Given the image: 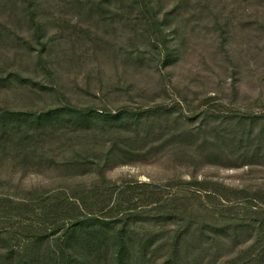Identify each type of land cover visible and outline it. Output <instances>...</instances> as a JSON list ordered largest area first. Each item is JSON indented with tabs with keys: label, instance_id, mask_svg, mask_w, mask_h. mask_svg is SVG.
Masks as SVG:
<instances>
[{
	"label": "rangeland",
	"instance_id": "obj_1",
	"mask_svg": "<svg viewBox=\"0 0 264 264\" xmlns=\"http://www.w3.org/2000/svg\"><path fill=\"white\" fill-rule=\"evenodd\" d=\"M36 1L39 20L49 22L43 39L48 43L45 50H41L42 45L35 39L34 29L20 4L9 3V9H0V76L18 72L36 81L32 86L12 84L0 89V108L37 113L69 104L78 109L93 107L99 112L118 113L120 109L138 112L160 103L172 105L186 97L192 109H208V114L214 108L224 111L214 116L199 111L186 114L185 119L196 126L202 124L203 132L206 129L210 137V126L227 125L223 115L233 114L234 123L242 114L264 112V2L148 0L150 9L157 15V26L166 37V45H162L160 34L151 26V18L144 20L136 0H115L107 12L109 17L104 19L67 0ZM167 50L173 52L170 62L165 60ZM180 106L174 109L173 116L185 114L182 108L188 106L184 102ZM260 122L257 121V127L264 124V117ZM100 131L90 132L87 138L74 133L62 138L59 134L61 141L56 139L49 150L39 147L35 153L25 151L24 143L10 150L5 147L9 139L0 138V206L7 203L6 199L13 201L12 207L27 196L47 195L57 190L72 192L82 185L95 184L97 174L77 175L79 170L65 171L59 165L63 158L78 155L77 151L85 145L87 149L80 156L92 160L103 157L100 155L103 147L107 148L118 136L117 129L111 130L113 134ZM17 137L14 141L19 143ZM85 140L87 143H82ZM230 147L224 146L222 150L229 154ZM146 149L114 158L107 164L106 172V178L117 187L128 191L134 188L126 198L133 196L138 206H142L140 210L150 209L146 197L152 193H158L162 200L169 199L172 205L184 204L189 194L185 182L194 175L199 180L223 184L232 193L246 188L251 193L260 189L264 192V161L254 156L251 160V154L239 156L240 152H235L214 162L209 152L198 153L196 149L184 156L175 149L149 154L145 153ZM216 152L212 150L213 154ZM11 207L12 213H7L10 218L0 217V236L5 237L0 240V252L7 245V231L19 234L18 238L24 240L27 238L24 224L43 225L44 212L38 205L27 213L31 218L23 223L12 217L16 210ZM0 213H3L1 209ZM174 221L169 225L138 224L135 235L141 238L152 233L156 243L141 260V251L133 253V264L165 262L167 255L160 247L168 231L177 227L178 218ZM202 222L199 218L194 220L195 228L203 226ZM232 235L218 249L215 247L205 255L197 249L205 236H195L199 241L195 242V254L186 259L187 264L234 261L247 264L253 259L248 250L254 237L248 238V233L242 231ZM107 261L114 264L111 255Z\"/></svg>",
	"mask_w": 264,
	"mask_h": 264
},
{
	"label": "trees",
	"instance_id": "obj_2",
	"mask_svg": "<svg viewBox=\"0 0 264 264\" xmlns=\"http://www.w3.org/2000/svg\"><path fill=\"white\" fill-rule=\"evenodd\" d=\"M67 1L78 8H85L91 15L104 19L109 17L107 12L111 11L110 6L115 0ZM136 1L144 20L148 16L151 18L153 22L151 26L155 29L154 31L157 30V34H160L162 45H166V37L162 34L164 31L157 26L155 21L157 15L150 9L148 0ZM246 1L257 4L264 2V0ZM9 3L17 6L20 4L23 7L34 29L35 39L42 45L41 50L48 48L47 41L43 39L49 22L39 20L38 2L36 0H0V9L5 7L9 9ZM165 20H169L167 15ZM167 51L165 60L170 62L173 52ZM12 84L32 86L36 84V81L18 72L0 76V89ZM182 102L188 106L185 107L186 110L182 108L185 114L173 116L174 109L181 107ZM202 105H205V102ZM199 110V107L192 109L186 97L172 105L160 103L158 106L146 107L138 112L127 109H120L118 113L99 112L93 107L78 109L69 104L37 113L14 112L0 108V138L9 139L5 147L11 148L10 150L21 143L25 144V151L28 150L31 153H35L39 147L49 150L54 140L61 141L60 136L64 138L68 133H74L73 135L79 138L84 135L87 138L92 131L101 130V133L113 134L111 130L117 129L115 135L118 136L100 152L104 158L101 156L99 158L103 159L104 163L99 158L92 160L89 157L80 156L87 149L86 145L81 151H77L78 155L65 157L63 154L65 158L61 160L59 166L65 171L79 170L80 173L78 172L77 175L82 176L87 173L98 175L96 183L90 187L82 185L73 189L72 192L57 190L47 195L27 196L25 200L14 201L12 207L13 201L6 199L7 203L0 206L3 212L0 213L1 218H10L7 213H12V209L9 208L11 207L16 210V214L12 217L23 223L24 220H29L30 216L27 213L36 210L34 207L37 205L44 212V216L43 225H33L34 222L29 225L24 224L27 233V238L24 240L21 237L18 238L19 234L6 232L8 238L6 240L11 242L6 241L7 245L0 252V264H110L107 261L110 255L114 258V264H133V253L137 250L141 251L143 255L139 257L141 260L140 258L145 257V253L151 247H155L156 243V240L152 239V233L141 238L135 235L138 224L169 225L175 223L174 219L177 218V227L168 231L169 235L162 239L160 248H164L167 255L163 264H187L186 259L195 254V242L199 241L195 236H205L202 238V244L197 247L198 252L205 255L204 253L214 250L215 247L218 249L222 243L231 239L232 233L235 234L237 231L248 233V238L255 239L248 250L253 259L247 264H264L263 190L251 193L246 188L232 193L233 190L223 184L208 179L199 180L194 175L185 182L189 185V194L184 204L172 205L169 199L162 200L158 193H152L146 197L148 198L147 206H150V209L146 210L144 208L147 207H144L140 210L142 206H138L133 196L126 198L134 188L129 187L130 191L127 188L122 189L106 178L107 164L110 161L135 154L134 152H137L139 148L140 152L147 148L146 154L175 149L180 156L196 149L198 153L209 152L216 162L219 158H226L228 154L227 150H222V147L231 146L229 148L231 152L228 155L240 152L239 156L251 154L250 157H258L264 161V124L257 127V121L261 123L264 112L242 114L234 123H232L233 114L223 115L222 119L224 122L227 121V125H221L220 128L210 126L212 130L210 137L206 129L203 132L202 124L196 126L185 119L186 114L189 116ZM207 111L208 109L199 112L205 116H214L218 112L220 115L224 112L220 108H214L212 114H208ZM256 129L257 133H255ZM123 130L131 132L124 133ZM129 133L133 135L130 136ZM14 137L18 138L16 141L19 143L14 141ZM219 138L220 140L217 141ZM138 140H140L139 144ZM82 143H87V140ZM63 145L64 142L61 147ZM88 146L91 149V143ZM213 149L217 150L215 154L212 153ZM252 157L251 160H254ZM248 163L254 164V161H248ZM191 186L195 187L194 190ZM182 188L184 189L183 185ZM198 218L203 220V226L195 228L194 220ZM0 235H2L1 231ZM1 238L5 237L0 236V240ZM13 240H15L14 243ZM211 261L215 262V258ZM230 264L239 263L234 261Z\"/></svg>",
	"mask_w": 264,
	"mask_h": 264
}]
</instances>
